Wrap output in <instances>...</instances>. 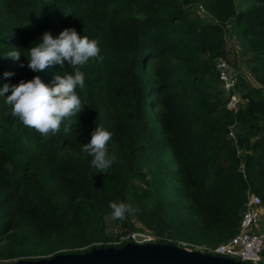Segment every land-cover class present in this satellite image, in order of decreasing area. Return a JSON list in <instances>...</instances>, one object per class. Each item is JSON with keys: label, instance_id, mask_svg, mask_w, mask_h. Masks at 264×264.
<instances>
[{"label": "trees", "instance_id": "1", "mask_svg": "<svg viewBox=\"0 0 264 264\" xmlns=\"http://www.w3.org/2000/svg\"><path fill=\"white\" fill-rule=\"evenodd\" d=\"M69 27L102 57L80 68L85 106L71 129L65 120L41 136L0 97V264L119 247L143 229L173 244L232 237L247 191L264 206V0H0V87L73 71L65 62L33 72L23 55ZM228 30L248 69L236 111L224 107L216 69ZM12 50L19 61L4 56ZM96 125L112 133L104 173L82 151ZM110 201L135 209L112 217L118 233Z\"/></svg>", "mask_w": 264, "mask_h": 264}, {"label": "clouds", "instance_id": "2", "mask_svg": "<svg viewBox=\"0 0 264 264\" xmlns=\"http://www.w3.org/2000/svg\"><path fill=\"white\" fill-rule=\"evenodd\" d=\"M23 55L27 59V67L33 72L44 71L54 64L63 69L65 62L73 71H63L62 74L55 75L51 85L35 75L30 80H20L15 85L5 84L0 87V97H4V103L11 107L10 114L18 118L24 126L34 128L41 136L58 133L65 120H68V123L65 124L64 131H69L74 118L85 106L77 92L78 88H84V73L80 68L90 59H102L98 42L78 34L70 27L61 30L57 36L45 31L42 33V41L28 47L27 54ZM4 56L19 61L21 52L12 50ZM4 75L11 76L12 73L6 72ZM9 88L10 94L5 96ZM111 139L112 133L109 130L96 125L90 140L82 144V151L92 157L91 166L96 168L98 173L109 169L115 159L108 154V142ZM108 206L112 210L113 219L120 221H123L129 212L135 211L124 202L110 201Z\"/></svg>", "mask_w": 264, "mask_h": 264}, {"label": "built area", "instance_id": "3", "mask_svg": "<svg viewBox=\"0 0 264 264\" xmlns=\"http://www.w3.org/2000/svg\"><path fill=\"white\" fill-rule=\"evenodd\" d=\"M218 78L221 88L224 90L226 100L224 107L228 111H236L242 104L240 94L237 92L238 73L233 63L226 59H220L216 63ZM228 136L235 138L234 132L230 130ZM264 219V206L259 196L247 191L244 208L242 210L237 232L228 240L210 246L191 242L178 241L176 245L187 250L221 255L224 257L240 260L247 264H264L262 252L264 249V233L258 230L261 221ZM158 237L143 231H132L121 236L119 241L128 239L137 243L156 241Z\"/></svg>", "mask_w": 264, "mask_h": 264}, {"label": "water", "instance_id": "4", "mask_svg": "<svg viewBox=\"0 0 264 264\" xmlns=\"http://www.w3.org/2000/svg\"><path fill=\"white\" fill-rule=\"evenodd\" d=\"M13 264H247L240 260L187 250L171 242L126 241L119 247H92L83 252H59Z\"/></svg>", "mask_w": 264, "mask_h": 264}, {"label": "rangeland", "instance_id": "5", "mask_svg": "<svg viewBox=\"0 0 264 264\" xmlns=\"http://www.w3.org/2000/svg\"><path fill=\"white\" fill-rule=\"evenodd\" d=\"M201 16H204V14L201 13ZM228 29H230V25H228ZM226 44H227L226 45L227 49L229 51L228 58H226V59H228V61H230L231 63L233 62L234 68L236 69L237 73L242 74V72H243V74L245 73V75H247L248 69H247L246 64H245V55L242 56L240 54V52L242 50V44L239 40H237L236 34L230 32V30H228L227 34H226ZM235 61L239 65L235 64L234 63ZM131 219L135 222V225L140 226V223L138 221H136L133 216ZM106 222L109 225V229H113L114 233H118L119 228L114 227V226L112 227V216H106ZM143 231L149 232L146 229H143ZM149 233H151V232H149ZM261 254H264V251ZM0 263H2V262H0ZM4 263H6V262L4 261Z\"/></svg>", "mask_w": 264, "mask_h": 264}, {"label": "crops", "instance_id": "6", "mask_svg": "<svg viewBox=\"0 0 264 264\" xmlns=\"http://www.w3.org/2000/svg\"><path fill=\"white\" fill-rule=\"evenodd\" d=\"M258 230L260 232H263L264 233V219L261 221V223H260V225L258 227ZM263 251H264V249H263ZM262 258L264 259V254H262Z\"/></svg>", "mask_w": 264, "mask_h": 264}]
</instances>
